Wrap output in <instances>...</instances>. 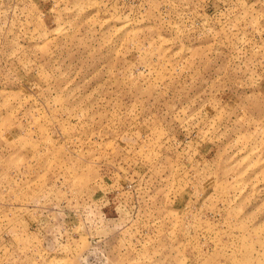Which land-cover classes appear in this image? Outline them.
<instances>
[{
    "label": "rangeland",
    "instance_id": "374dc122",
    "mask_svg": "<svg viewBox=\"0 0 264 264\" xmlns=\"http://www.w3.org/2000/svg\"><path fill=\"white\" fill-rule=\"evenodd\" d=\"M0 264H264V0H0Z\"/></svg>",
    "mask_w": 264,
    "mask_h": 264
}]
</instances>
